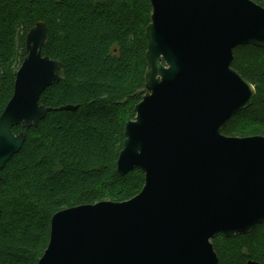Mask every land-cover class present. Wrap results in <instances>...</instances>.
Returning a JSON list of instances; mask_svg holds the SVG:
<instances>
[{"label":"water","instance_id":"obj_1","mask_svg":"<svg viewBox=\"0 0 264 264\" xmlns=\"http://www.w3.org/2000/svg\"><path fill=\"white\" fill-rule=\"evenodd\" d=\"M150 4L143 96L116 164L120 175L142 171L144 186L127 201L54 214L37 264H219L216 235H245L264 223V137L223 134L256 94L232 63L239 46L264 49V7L252 0ZM47 31L39 22L25 37L27 56L0 116V171L26 139L13 128L36 127L52 111L40 97L60 80L62 64L42 55Z\"/></svg>","mask_w":264,"mask_h":264},{"label":"trees","instance_id":"obj_2","mask_svg":"<svg viewBox=\"0 0 264 264\" xmlns=\"http://www.w3.org/2000/svg\"><path fill=\"white\" fill-rule=\"evenodd\" d=\"M151 13L150 0H0V116L37 23L48 29L42 55L62 64L60 80L40 97L52 111L36 127L13 128L26 139L0 171V264H37L57 212L141 192L144 173L120 175L116 164L143 96ZM233 56L232 68L256 94L223 134L264 137V49L239 46ZM212 243L219 264H264V223Z\"/></svg>","mask_w":264,"mask_h":264}]
</instances>
